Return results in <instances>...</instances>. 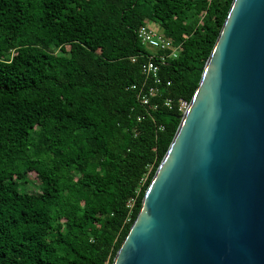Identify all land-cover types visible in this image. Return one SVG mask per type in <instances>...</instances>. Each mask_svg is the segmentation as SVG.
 I'll list each match as a JSON object with an SVG mask.
<instances>
[{"label": "trees", "instance_id": "1", "mask_svg": "<svg viewBox=\"0 0 264 264\" xmlns=\"http://www.w3.org/2000/svg\"><path fill=\"white\" fill-rule=\"evenodd\" d=\"M231 1L0 0V264H112ZM146 24L179 48L149 105Z\"/></svg>", "mask_w": 264, "mask_h": 264}, {"label": "water", "instance_id": "2", "mask_svg": "<svg viewBox=\"0 0 264 264\" xmlns=\"http://www.w3.org/2000/svg\"><path fill=\"white\" fill-rule=\"evenodd\" d=\"M112 264H264V0H232Z\"/></svg>", "mask_w": 264, "mask_h": 264}, {"label": "built area", "instance_id": "3", "mask_svg": "<svg viewBox=\"0 0 264 264\" xmlns=\"http://www.w3.org/2000/svg\"><path fill=\"white\" fill-rule=\"evenodd\" d=\"M137 37L145 48L151 53L148 55V59L141 64V71L152 84L146 85L145 91L140 95V101L143 105L151 104V100L158 95V84L161 83L159 74L160 64L164 63L169 58H175L178 55L179 48L174 45L170 40L166 39L154 26L142 25L137 30ZM153 55H156L159 62L153 59ZM132 61L135 57L131 58ZM170 84V81L166 83ZM131 89H135L136 85H131ZM166 106L171 105V99L164 100ZM188 102L183 99H178V108L182 112L187 108ZM156 107V105H154Z\"/></svg>", "mask_w": 264, "mask_h": 264}, {"label": "rangeland", "instance_id": "4", "mask_svg": "<svg viewBox=\"0 0 264 264\" xmlns=\"http://www.w3.org/2000/svg\"><path fill=\"white\" fill-rule=\"evenodd\" d=\"M30 176H34V174H33V173H31V174H30Z\"/></svg>", "mask_w": 264, "mask_h": 264}]
</instances>
